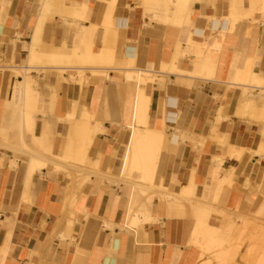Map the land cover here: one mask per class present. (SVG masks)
I'll list each match as a JSON object with an SVG mask.
<instances>
[{"label": "crops", "instance_id": "1", "mask_svg": "<svg viewBox=\"0 0 264 264\" xmlns=\"http://www.w3.org/2000/svg\"><path fill=\"white\" fill-rule=\"evenodd\" d=\"M197 29L203 35L192 37L195 44L215 35L223 44L219 69L204 45L185 42ZM178 42L182 74L154 70L149 86L126 79L133 68L170 64ZM88 47L110 53L106 67L120 72L96 78L84 66L89 82L69 73L59 82L51 56ZM33 48L48 65L18 74ZM190 54L199 61L185 60ZM0 67V264H200L211 225L221 230L227 213L264 225V0H0ZM23 82L35 97L27 106L39 105L35 133L18 153L1 146L22 147ZM241 84L255 98L246 111ZM139 89L150 101L149 128L165 137L150 165L155 183L136 188L121 176ZM101 123L104 132L96 133ZM42 135L58 158L83 166L60 172L48 163L31 175L28 152ZM132 212L137 228L128 226Z\"/></svg>", "mask_w": 264, "mask_h": 264}, {"label": "bare ground", "instance_id": "2", "mask_svg": "<svg viewBox=\"0 0 264 264\" xmlns=\"http://www.w3.org/2000/svg\"><path fill=\"white\" fill-rule=\"evenodd\" d=\"M177 20H178V18L175 21H173V23L170 25H169V21L165 22V24H166V26L169 25V26L177 27V25L180 24V22ZM111 29H113L112 34H113V38L115 41L117 38L116 37L117 36V28H116V26H113ZM202 35H203V33L200 32L198 29L193 30V32L188 35L187 40L185 42L188 43V46H191L192 45L191 43L193 42L192 37L202 36ZM218 35H226V32H224V30H221L218 32ZM183 36H185V35H183ZM175 44H176V42H175ZM181 45H182V43L178 42L177 47L175 49V52L173 54L174 55L173 60H171L172 62L170 64L164 65L165 63H161L163 68L166 69L167 71L171 72V74H182V72L180 70H178V68H177L179 57L183 56V55H181ZM61 48H63V47H61ZM88 48L89 49L85 48L86 51H84L83 54L79 53V52L78 53L74 52L73 56H72V54H71L72 52L71 53L69 52L71 55H67L68 53L67 54L65 53L67 56H72V57H67L64 54L61 55L62 54L61 52H60L61 54H53V56H51V60H52V57L54 58V61L52 60L53 61L52 63L65 65V67H63V66L62 67H55L56 71L59 74V77H60L59 80L60 81H62V82L65 81L63 79V77L61 76L63 73H69L70 75L74 73V74L79 75L81 77V75L85 74L84 70H83L84 66H90L89 68L92 70V72L94 74H96V76H97L96 78H100L101 76H108L110 69L114 70L115 72H118V73L120 72V70L115 66L111 67V68L109 66H107L109 68L106 67V65H108L107 64L108 60H110L111 58L108 57L107 59H105L106 58L105 55L109 56L110 53H109V55H108V52H105L107 54H104L103 53L104 50L102 52L99 51L98 53H95V52H93V47H88ZM35 49H37V48H35ZM63 49L65 50L66 48H63ZM64 50H63V52H64ZM54 52H55V50H54ZM36 53H38V52H36V50H34V48L31 49V54H30V57H29L28 63H27L28 68L27 69H25V67L21 68V69H25V71H23L24 75L26 73L30 72L31 69L34 68V66H36V65L37 66L43 65L45 67L48 65V63L46 62L47 57L45 59L46 61L44 59H42L47 55L43 54L44 57H39ZM40 53H41V51H40ZM41 56H42V54H41ZM111 57H112V55H111ZM133 57H134V55L131 52L127 53L125 55V58H129V59H132ZM211 60H212V58L209 57L207 60L204 61V64L202 65L203 69L207 70L208 68L211 67V65H212ZM43 61H45V62H43ZM57 64L55 66H57ZM152 67H156V65H153ZM40 69H42V67ZM126 77H127L126 79L129 82H131V80H133V81L135 80L141 84L149 86L152 83H154L153 79L157 78V75H156V72L152 71V70L133 69V71H130ZM162 77L163 76H161V81L164 80V79H162ZM201 78H202V76H201ZM210 79H212L213 81H216V82L218 81L217 76H215V77L212 76V77H210ZM24 85H25V83H24ZM240 86L244 87L243 89L245 91H243V95H242L243 97H242V100H241V103L239 106L241 107V110L243 109L246 111V110H248L249 106L252 104V100L255 98H254L253 94L249 92V90H248L249 88L247 86H244L243 84H241ZM235 87H238V86H235ZM251 87H252L251 89H253V87H255V86H251ZM139 88H142V87H139ZM24 90H23V92H24ZM153 101H154V99H153ZM149 103H150L149 98L146 96V94L144 93L143 90L139 89V96H138V100H137V110H136L137 111V113H136V124H135L134 128L132 129L133 134H132V138H131V146H130L128 158L124 164V170H123V173L121 176L122 180L125 183L133 184V185H135L136 188H140V187H142V185L146 187L147 184L151 185V184L155 183L156 177L153 175L154 171L153 172L151 171V167L154 168L151 165L153 163L152 159H153L154 155L156 156V153H157L156 148H158L160 146V144L162 143V141L164 140V137H165V135L163 134V131L161 132V131L153 130V129L149 128V126H148L149 116H148L147 111H148ZM243 115L246 117V115H247L246 112H245V114H241V116H243ZM86 116H87V114H85V115L82 114V116L81 117L79 116V117L81 119H83V118L87 119ZM70 119H74V117L72 116ZM143 126L145 127L144 129L142 128ZM23 127L24 128H23L21 140H22V144L26 145V138H27L28 134L35 133V130H36L35 119L31 118L30 114L26 113V112L24 113V126ZM102 128H103L102 123L97 124L96 133L104 132V130ZM164 131H165V129H164ZM143 132H147V135H148V137L145 139L142 138ZM93 141H94V138L92 139V143H93ZM41 144H42V146L44 144L49 145V148L47 149V152L45 155H47L48 157H51V158L52 157L58 158L57 152L52 148V145H50L49 140L46 137H44L43 135L41 136V141L39 144V149H38L39 155H42V151H43L42 147L40 146ZM159 151H160V149H159ZM28 154H30V156L32 158L31 167H30V174L31 175L36 173L35 171L40 170L43 167L45 168V166L48 165L45 163H40V161H37V160L35 161L34 160L35 158H33L34 157L33 153L28 152ZM156 158H157V156H156ZM156 162H157V160H156ZM150 165H151V167H150ZM154 165H156V164H154ZM49 169H48V171H49ZM57 171H62V172L64 171L65 172V170H60V169H58ZM207 212H210V210ZM204 214H206V212H204L203 215ZM210 214H211V212H210ZM137 216H138V213L137 214L134 212L130 213L129 219H128V226L130 228H137L138 227V217ZM203 217H205V216H203ZM74 222H75V220L74 221L71 220L69 222V224H74ZM199 222H200V220H199ZM201 223H199V224H201ZM198 226L196 227V228H198V231H196V233L200 232L199 231L200 226L199 227ZM200 238H202V237L200 236ZM208 238L210 240L211 239L213 240V238H216L217 240H219L218 236H215V237L210 236ZM199 243L197 242V245H199Z\"/></svg>", "mask_w": 264, "mask_h": 264}, {"label": "rangeland", "instance_id": "3", "mask_svg": "<svg viewBox=\"0 0 264 264\" xmlns=\"http://www.w3.org/2000/svg\"><path fill=\"white\" fill-rule=\"evenodd\" d=\"M218 43L219 42L217 40V37L215 36V37L208 39L207 43H205L203 45H204V53L206 52V54H209V55H212L215 57V60L217 62L216 66L219 69L220 63H221V54L223 52V44L219 43L220 44L219 45ZM203 45L195 44L193 42V44L191 46L200 47ZM202 48H201V50H203ZM194 50L195 49H190V51H194ZM198 50L200 51V49H198ZM111 54L113 55V61L115 63V60H116L115 49L111 50ZM185 60H188L190 63H192L191 60H194V61L196 60V62L199 61L192 54H190V57L185 59ZM54 64L55 63L51 64L50 67L51 68L62 67V66L65 67V65H60V64L56 63L57 66H55L56 64L55 65ZM153 65H156V67H152V69H150L152 71H154V70L155 71H161V72L167 71L163 68L161 63L153 64ZM112 67H114V66H112ZM180 68H181V65H180ZM217 72H218V70H217ZM188 73H191V71H189ZM192 73H193L194 77H197V78L199 77L198 74L194 73V68H193ZM18 74H23V73L18 72ZM63 75H64V73L61 76H63ZM88 75H89V73H85L84 75H81V77L79 75H77V76H79L81 79L86 78L87 82H89ZM53 76H56V75L55 74L49 75V78H52ZM184 76H189V75L185 74ZM155 79L156 78L153 79L154 82H155ZM58 80H59V78H58ZM59 82H62V81H59ZM135 82H137V81H135ZM83 83H84V80H83ZM88 85H89V83H88ZM88 85H87V87H88ZM23 87H24L25 91L27 88V101L25 103L24 108L28 109L31 118H33L34 117L33 114H35V112H36L35 110L38 107L39 102H37L36 105H34L32 107L27 106L30 103L31 104L35 103V100H34V102H31V100H33L35 97L31 98L28 95L30 87L27 86V83H25V85H23ZM35 87H38V86H35ZM54 100H53V102H54ZM30 134H32V133H30ZM21 136H20V141L22 143ZM25 146L26 145L22 144V147L19 150H17L15 147H12V146H9L6 144L2 145L1 147L5 148L7 150H11L13 152L22 153L25 150ZM40 146L43 149L42 155H39V152H38L39 146H38L37 148L32 149L34 157L45 158L46 159L45 164H48V163L54 164L56 166L55 167L56 171L58 169L64 170L63 165L71 167L70 169H72L73 166H75V165L76 166L77 165L83 166V163L80 160H78V161L75 160L76 162H73L72 159L48 157L45 154L47 152V149L49 148V145L44 144L42 146V144H41ZM59 165H61L62 167ZM98 165H100L99 162H98ZM97 169H99V168H97ZM60 172H62V171H60ZM65 172H67V171L65 170ZM227 214H228V216H224L225 217V224L222 225L221 230L214 228V227H212L213 225H211V229L208 231V236L209 237L210 236L211 237L218 236L219 240H217L216 238H213V240L211 239L212 241L210 240V241L206 242V246L202 250L203 252L200 250L201 251L200 264H238L239 260L241 263H245V264H264V236L263 235L261 236L258 233L260 231L262 234H264V225L261 224L262 221H260L259 218L249 219L248 217H245L243 215H237V214H235V215L232 214L233 215V217H232V216H229V213H227ZM237 221H240L241 225H239L237 223ZM220 235H224L225 237H222V236L220 237ZM251 240H253L252 246H251ZM243 249H245V252L241 254V251Z\"/></svg>", "mask_w": 264, "mask_h": 264}]
</instances>
